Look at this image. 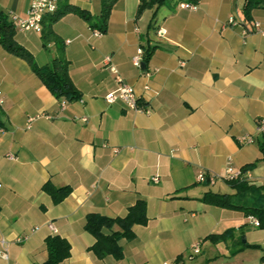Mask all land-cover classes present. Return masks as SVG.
<instances>
[{
    "label": "crops",
    "instance_id": "crops-1",
    "mask_svg": "<svg viewBox=\"0 0 264 264\" xmlns=\"http://www.w3.org/2000/svg\"><path fill=\"white\" fill-rule=\"evenodd\" d=\"M31 2L0 0V9L9 19L25 17ZM180 3L138 15L140 0H118L102 35L72 11L53 26L62 44L47 49L41 33L17 29V42L38 66L62 51L81 93L76 102L56 98L0 44V264H43L51 236L71 245L60 264H174L180 255L185 264H264V229L243 210L203 201L210 191H238L222 180L199 181L201 174L223 176L227 167L257 163L247 181L264 186V136L256 125L264 119V35L253 27L259 22L264 30V7L250 22L244 0H198L196 10ZM64 5L96 22L102 0H60ZM231 17L239 24L225 25ZM139 47L154 48L145 70L132 62ZM112 67L149 114L106 102L117 87ZM246 135L253 143L241 141ZM47 183L72 192L56 204L43 190ZM140 199L148 224L134 227V239H121L123 259L97 258L87 216L124 217ZM211 234L225 236L205 240Z\"/></svg>",
    "mask_w": 264,
    "mask_h": 264
},
{
    "label": "trees",
    "instance_id": "trees-1",
    "mask_svg": "<svg viewBox=\"0 0 264 264\" xmlns=\"http://www.w3.org/2000/svg\"><path fill=\"white\" fill-rule=\"evenodd\" d=\"M118 0H102L101 13L96 22H92L93 16L88 12L71 5L59 6L54 13L48 14L43 18L41 39L43 46L47 49L51 43L62 44L60 37L54 32L53 26L66 14L72 11L90 23L92 30H99L103 34L106 33L108 20L113 6ZM172 0H140L138 15H141L146 9L157 10ZM198 0H179V2H187L196 4ZM264 7V0H244L243 15L247 21H252V11L256 8ZM154 20V18H153ZM10 21L9 17L0 9V44L7 53L25 60L33 71L37 74L45 86L50 90L56 98H64L67 101H75L81 99V93L71 80L69 74V61L65 58L61 47L60 55L53 58L48 64L38 66L34 56L24 46L16 40L17 29ZM152 26V24H151ZM144 49L143 62L146 65L153 54L154 48L141 47ZM264 156V139L260 143ZM264 161V157H263ZM257 163H253L241 169L243 174L249 169H253ZM225 183L235 188L238 192L234 195L220 194L212 191L204 194L203 201L208 204L221 208H229L240 210L246 216H253L260 222L259 228L264 229V186L257 187L248 183L246 178H237L233 180H225ZM43 190L49 194L54 203L58 204L65 200L72 192L69 186L56 188L47 183L43 186ZM147 203L145 200H138L134 205L128 208L124 217H108L97 213H91L86 218L85 230L90 233L95 242L90 247V251L99 258L112 256L116 260L124 257L123 248L120 244L122 240H132L135 238L134 227L137 225L148 224ZM117 228V229H116ZM108 231V232H106ZM224 234H211L205 240L217 242L222 239ZM259 248V245H251ZM46 247L48 251V259L43 264H60L71 256V245L68 240L60 236H51L46 239ZM174 264H185L182 255L178 256Z\"/></svg>",
    "mask_w": 264,
    "mask_h": 264
},
{
    "label": "built area",
    "instance_id": "built-area-1",
    "mask_svg": "<svg viewBox=\"0 0 264 264\" xmlns=\"http://www.w3.org/2000/svg\"><path fill=\"white\" fill-rule=\"evenodd\" d=\"M60 0H32L31 5L29 9L27 10L26 16L25 17H19L17 15H11V22L14 24L13 26L16 27V29L21 30V31H36V32H41L42 30V21L43 18L51 13H54L59 5ZM183 9H190V10H196L197 9V4L193 3H187V2H182L179 5ZM239 24L236 20V18H229L227 23L225 25L227 26H235ZM254 31L261 33L264 35V30L261 27V24L259 22H254L253 23ZM96 35H102L103 33L99 30H94ZM166 31L164 29H160L157 34L159 35H164ZM144 58V49L139 47L136 55L133 57V64L137 67H141V64L143 62ZM109 61V57L106 58V62ZM182 66H184V63H181ZM111 71L115 73L116 75V83L117 87L113 91L109 92L105 99L108 104H113L117 101H122L126 104V106L134 111V112H144L149 114L150 110L144 108L141 103L138 95L136 94L135 90L133 87L127 83L121 76H118V71L112 67ZM1 94V93H0ZM0 103H2V100L0 99ZM63 107L65 105L62 104ZM84 120H87L86 118ZM31 121V120H30ZM257 125V131L258 133L263 134L264 136V119L259 120ZM241 141L244 144H250L253 143V137L252 136H243L240 138ZM10 159H16V157L12 154L8 155ZM247 173L243 174L241 170H235L232 167H227L225 175H213V176H208L201 174L199 176V181H206L212 185H214L217 180H233L237 178H246L247 179ZM152 181L154 183L159 182V177L155 176L153 177ZM1 187V184H0ZM249 222L253 224L256 227L260 226L259 220L253 216H249ZM49 228L56 232L55 227L50 224ZM37 228H35L33 231H36ZM19 242L22 241V238L17 239ZM5 240H2L1 243L4 246L5 245ZM193 251L195 253L200 252V243H197L193 246ZM4 257H7V254H3ZM166 264V263H165Z\"/></svg>",
    "mask_w": 264,
    "mask_h": 264
},
{
    "label": "water",
    "instance_id": "water-1",
    "mask_svg": "<svg viewBox=\"0 0 264 264\" xmlns=\"http://www.w3.org/2000/svg\"><path fill=\"white\" fill-rule=\"evenodd\" d=\"M146 66H147L146 63L145 62H142L141 68L145 70L146 69Z\"/></svg>",
    "mask_w": 264,
    "mask_h": 264
},
{
    "label": "rangeland",
    "instance_id": "rangeland-1",
    "mask_svg": "<svg viewBox=\"0 0 264 264\" xmlns=\"http://www.w3.org/2000/svg\"><path fill=\"white\" fill-rule=\"evenodd\" d=\"M216 190H217V188H216ZM189 252H190V251H189ZM189 252H187V255H189ZM187 257H188V256H187ZM197 257L200 258L199 255H198ZM193 262H194V260H191L189 263L193 264Z\"/></svg>",
    "mask_w": 264,
    "mask_h": 264
}]
</instances>
